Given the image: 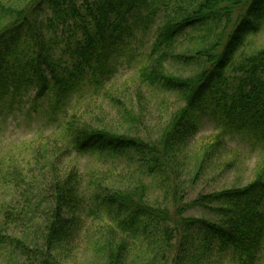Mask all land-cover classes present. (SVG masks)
<instances>
[{"label": "trees", "instance_id": "16d2710c", "mask_svg": "<svg viewBox=\"0 0 264 264\" xmlns=\"http://www.w3.org/2000/svg\"><path fill=\"white\" fill-rule=\"evenodd\" d=\"M263 29L264 0H0V103L11 108L32 91L31 107L44 103L43 115L56 125L25 144L33 167L48 160L49 179L43 170L28 179L20 167L8 173L27 193L20 208H0V249L20 250L24 264H72L76 240L92 235L99 264H256L264 247V166L244 184L188 202L181 176L197 180L226 155L227 133L264 148V39L255 41ZM149 33L130 79L135 109L109 93L102 96L121 105L116 123L99 120L100 105L95 115L78 114L71 103L99 95L117 58ZM183 42L192 46L187 53ZM172 63L189 72L174 73ZM140 87L182 102L155 138L141 135L150 101ZM201 114L221 131L189 156ZM71 154L95 163L80 169L71 159L62 167L61 156ZM43 178L51 203L37 222L34 194ZM151 185L160 199L149 201ZM196 206L220 218L185 215ZM20 220L41 242L28 247L6 233Z\"/></svg>", "mask_w": 264, "mask_h": 264}, {"label": "rangeland", "instance_id": "374dc122", "mask_svg": "<svg viewBox=\"0 0 264 264\" xmlns=\"http://www.w3.org/2000/svg\"><path fill=\"white\" fill-rule=\"evenodd\" d=\"M151 37L149 33L144 36L141 42L137 43V41H134L131 49L128 50L129 54H122L117 58V70L110 81L104 84V87L100 91L101 93L99 95L92 94L81 102L79 101L80 105L73 101L71 103L72 108L77 110L78 114L85 109V112L88 114L99 107V105L103 106L102 116L99 117V120H107L109 123L114 124L118 120V113L121 105L111 104L102 96V94L108 96V94L111 93L115 94L121 103L129 105L131 102L135 109L136 94L134 95V93L137 88L136 84L134 85L130 79L137 73L138 67L144 59L143 55H140L148 49H146V47H148ZM263 39L264 31L258 35L255 41L259 43ZM191 47L190 44L184 43L181 50L187 53V50ZM137 50L140 51L137 52ZM170 70L174 73L181 72L183 76L189 72L188 67L180 64L175 65L173 63L170 64ZM140 89L145 93L146 100L150 101L147 107V112L149 114L145 119V124L147 125L143 128L141 135L155 138L153 134L162 124V121L164 119L166 120V115L168 118L182 102L177 100L176 96L172 94L164 95L162 98L165 99L162 100L161 96L158 94L151 95L147 87H140ZM32 98L33 92L30 91L27 92L19 105L13 103L11 108H8L7 104L0 103V208L9 209V205L20 208L23 204L22 193H27V187L21 190L23 185L20 183L17 184V179L14 181L9 179V172L16 173V170L20 167L18 173L22 174L25 179L29 178V173H34L36 176L40 175L42 170V173L45 174V178L49 179L50 177V173L47 170L49 164L48 160H44V163L39 162L33 167L32 164L34 162L31 160V154L27 150L25 151V144L27 142L48 137V135H51L53 130L56 129V125H54L48 117L43 115L44 108L46 107L45 104L39 101L40 104L37 110H35L31 107V105H33V101H31ZM92 115H95L94 111H92ZM197 121L199 122V126L194 132L195 135L188 143L187 154H189V156H192L193 152L197 150V147H199L197 144L199 142L211 140L221 131L218 121L210 118L207 114L199 115ZM140 127L142 128V126ZM254 142L255 141H253L251 137L248 138L244 134L227 133L223 138L224 150H228L226 155L219 154L218 156L220 158L218 157L217 160H212L207 163L205 170L201 172L197 180H193V178L190 177L192 176L190 172L183 173L181 176V181L184 183L183 191L187 193L185 200L188 202L194 199L198 194L228 188V186L244 184L250 181V179L255 176L258 169L264 166V148L261 143L258 144ZM231 152L236 153V159H234L235 155L230 154ZM71 159L76 160L77 164H80V169H82L83 166H92L95 163V161L89 157H83L80 160L76 158L75 155L71 154V156H61L60 165L63 167V165L70 164ZM48 185L49 184L44 183V178L39 180V187L34 194V207H39V213H37L36 218L32 220H36L37 222H40L43 218L41 212L50 208L51 198L48 196V192H46ZM154 186L155 185L150 186L148 193L149 201L152 199H160L162 196V191L158 186ZM169 210H171V206H169ZM185 215L214 220L220 218V216L198 206L188 209ZM4 229L6 233L25 241L28 247L41 242V240L38 239L40 236L39 231L36 232L37 229L30 228L27 224H22L21 220L17 226L9 223ZM91 231H93V229H91ZM36 234L38 235L36 236ZM81 237L85 238L84 236ZM95 239L96 237L94 238L92 235H89L88 238L76 240L77 247L72 254V264H97L99 249L95 248L93 243ZM5 248L8 250H5ZM5 248L0 249V264H24L27 261L20 250H11L9 245H6ZM130 264H132V261ZM256 264H264V247Z\"/></svg>", "mask_w": 264, "mask_h": 264}]
</instances>
